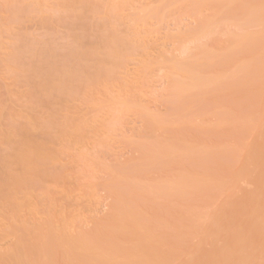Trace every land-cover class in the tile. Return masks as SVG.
Segmentation results:
<instances>
[{"label":"rangeland","instance_id":"1","mask_svg":"<svg viewBox=\"0 0 264 264\" xmlns=\"http://www.w3.org/2000/svg\"><path fill=\"white\" fill-rule=\"evenodd\" d=\"M20 256L264 264V0H0V264Z\"/></svg>","mask_w":264,"mask_h":264},{"label":"bare ground","instance_id":"2","mask_svg":"<svg viewBox=\"0 0 264 264\" xmlns=\"http://www.w3.org/2000/svg\"><path fill=\"white\" fill-rule=\"evenodd\" d=\"M37 151H38V150H37ZM39 151H41V150H39ZM39 153H42V151L39 152ZM22 155H23V154H22ZM24 156H27V155L25 154ZM22 157H23V156H22ZM24 160H25V159H24ZM28 160H29V158H28ZM22 162H23V161H22ZM23 163H24V162H23ZM27 163H28V161H27ZM123 211H124V209H123ZM88 241H90V240H80L78 243H74L73 245H71V249L76 250V251H80V252H84V251H85V247H83V246L81 245V243H84V244L89 245V246L93 245V243L88 242ZM97 248L99 249L100 247L98 246ZM9 264H26V263H25V261H24V259H23V256H20L19 259H18L17 261H15V262H10Z\"/></svg>","mask_w":264,"mask_h":264}]
</instances>
